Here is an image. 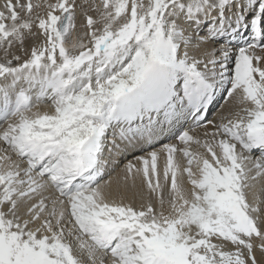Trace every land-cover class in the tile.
Wrapping results in <instances>:
<instances>
[{"label":"snow or ice","instance_id":"1","mask_svg":"<svg viewBox=\"0 0 264 264\" xmlns=\"http://www.w3.org/2000/svg\"><path fill=\"white\" fill-rule=\"evenodd\" d=\"M0 52V264H264V0H2Z\"/></svg>","mask_w":264,"mask_h":264},{"label":"bare ground","instance_id":"2","mask_svg":"<svg viewBox=\"0 0 264 264\" xmlns=\"http://www.w3.org/2000/svg\"><path fill=\"white\" fill-rule=\"evenodd\" d=\"M0 2H2V0H0ZM78 2H81V0H78ZM78 23V21H77ZM211 23V21H208L205 24V29L204 32H200L199 35L201 36H205L207 35V30L208 29V25ZM79 24V23H78ZM203 31V29H202ZM240 35V34H239ZM237 36V38L235 40H232V38L228 35L224 36V37H218L217 38V42L215 45L213 46H223L225 44H227L229 41H231V43H235L236 45H242L243 44V38H240L241 36ZM222 40V41H220ZM238 40H242L241 43H238ZM219 41V42H218ZM223 42V43H221ZM29 43H31V41H29ZM3 53L0 52V57H2ZM219 94V95H218ZM218 96H221V99H217ZM220 101V102H219ZM46 105H41V110H45L46 109ZM234 107V105L231 103V98H228L225 94V96L221 93H217L216 98L214 100V102L209 106V112L207 114V119L208 120H213L218 118L219 115L221 114H227L229 112V110H232ZM36 109H34L35 111ZM3 123L0 122V127H3ZM197 132L202 134L203 133V129H197ZM109 139L110 142H108V144L105 146V151H104V158L106 160H109V164H108V168H107V174L104 176L103 180L101 181V183H104L106 181L111 180L112 181V185H111V190L113 192L116 191L117 185H120V193L122 196L125 197V202H131L136 206H139V204L142 202V197L146 196V192L145 190H143L140 186H139V181H137V187L136 188H132V187H128L127 189H125L123 187V178L125 175V167L126 165L131 162V163H137V157L139 156H143L146 155V152H142L139 147L137 148H127L125 149L124 144L121 143V141L119 139H116L115 143L117 145H119V150L113 148V145L111 143L112 140V135L109 134ZM161 140L163 141V143H171L173 142L170 139H164L163 137L161 138ZM163 146L162 143H157L155 146V149H147L148 151L151 150H157L159 151V149ZM147 147V146H146ZM111 150V157L109 156V150ZM193 151H202V149H198L197 146L193 145ZM254 156H258L259 152L254 151L253 152ZM163 160L164 157H161V165L163 164ZM261 189H264V178L258 179V181L255 183V186L250 190L251 194H249V197L255 194L256 196H260V198H262V200H264V191H262ZM120 196H117V199H119ZM251 200V199H250ZM262 207H264V205H262ZM227 247H230L227 246Z\"/></svg>","mask_w":264,"mask_h":264},{"label":"rangeland","instance_id":"3","mask_svg":"<svg viewBox=\"0 0 264 264\" xmlns=\"http://www.w3.org/2000/svg\"><path fill=\"white\" fill-rule=\"evenodd\" d=\"M78 23H80V20L78 19ZM202 29H203V31H202ZM204 29H205V27H203V28H201L200 30H199V33L200 32H204ZM207 31H208V29H206ZM240 35L239 36H241L240 38H243V36H244V38H243V40H246V39H249L250 38V28L249 29H241V31H240V33H239ZM220 41H222V40H220ZM241 41L242 40H238V43L240 44L241 43ZM219 42V41H218ZM221 43H223V42H221ZM232 44H234V45H236L235 43H232ZM225 94L226 93H224L223 95L225 96ZM219 95V94H218ZM222 95V94H221ZM221 96H218V98L217 99H221L220 98ZM220 102V101H219ZM109 134H111V133H109ZM112 135V134H111ZM108 142H110V139H109V141H107L106 142V145L108 144ZM109 150V149H108ZM262 190V189H261ZM249 194H251V192H249ZM260 197V196H259ZM253 197L252 196H250L249 197V199H252ZM262 199V198H261Z\"/></svg>","mask_w":264,"mask_h":264}]
</instances>
